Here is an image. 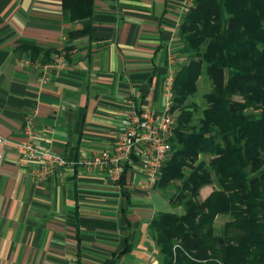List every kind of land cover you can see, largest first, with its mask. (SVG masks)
<instances>
[{"label":"crops","instance_id":"0c3cea01","mask_svg":"<svg viewBox=\"0 0 264 264\" xmlns=\"http://www.w3.org/2000/svg\"><path fill=\"white\" fill-rule=\"evenodd\" d=\"M188 1L93 0L91 14L72 15L65 0H0V264H161L149 228L172 205L140 187L141 157L119 180L80 166L44 180L16 143L31 122L37 144L76 161L113 144L128 112L164 115ZM31 46L64 50L67 67L40 85L47 62Z\"/></svg>","mask_w":264,"mask_h":264},{"label":"trees","instance_id":"16d2710c","mask_svg":"<svg viewBox=\"0 0 264 264\" xmlns=\"http://www.w3.org/2000/svg\"><path fill=\"white\" fill-rule=\"evenodd\" d=\"M65 4L92 13L93 0ZM179 41L175 128L156 187L180 182L169 200L185 212H159L150 225L161 264H264V0H193ZM25 48L44 63L57 53ZM201 77L212 83L203 107L191 100ZM219 216L228 217L220 231Z\"/></svg>","mask_w":264,"mask_h":264},{"label":"built area","instance_id":"2783aa9c","mask_svg":"<svg viewBox=\"0 0 264 264\" xmlns=\"http://www.w3.org/2000/svg\"><path fill=\"white\" fill-rule=\"evenodd\" d=\"M193 6V0L188 1L184 8L186 15ZM68 62L64 50H59L48 62L41 67L38 78L40 85L52 80L55 73L67 67ZM176 71H172L165 84L166 113L160 115L153 109H135L126 115L117 132L113 144L98 149L92 157H80L76 161L68 160L58 151L42 147L34 141V131L31 122L26 126L27 138L16 143L23 154L22 164L35 163L34 174L46 180L58 169L80 166L90 172L107 173L113 180H119L124 166L131 161L132 156L138 155L145 164L143 166L140 187L146 191L153 190L162 173V168L168 160L171 146L169 143L175 128V118L172 114L174 100V85ZM7 141L0 137V163L3 159V147Z\"/></svg>","mask_w":264,"mask_h":264},{"label":"rangeland","instance_id":"374dc122","mask_svg":"<svg viewBox=\"0 0 264 264\" xmlns=\"http://www.w3.org/2000/svg\"><path fill=\"white\" fill-rule=\"evenodd\" d=\"M182 63H183V61H178L176 74H177L178 70L180 69ZM211 89H212V83L206 77H201L199 82H198V91H197L196 95L191 98V100L198 103L201 107L205 106L204 95L209 93L211 91ZM201 159L204 160L206 158L202 156ZM180 184H181L180 182H177L175 184L176 186L166 190L167 191L166 193H164V191H162L160 188L159 189L164 194V196L169 200L171 197H173L175 195V193L177 191L176 187L179 186ZM210 186H212V185H210ZM206 193H207L206 191L204 192L203 190H201V192H200L201 199H203L205 197ZM171 209L172 210L170 212H175L177 214H183L185 212V209L183 206L174 207L172 205ZM216 228L218 231H220L222 228V222L217 221L216 222Z\"/></svg>","mask_w":264,"mask_h":264}]
</instances>
